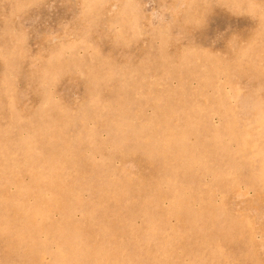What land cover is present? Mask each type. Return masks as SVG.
I'll use <instances>...</instances> for the list:
<instances>
[{
  "label": "rangeland",
  "instance_id": "rangeland-1",
  "mask_svg": "<svg viewBox=\"0 0 264 264\" xmlns=\"http://www.w3.org/2000/svg\"><path fill=\"white\" fill-rule=\"evenodd\" d=\"M82 2L0 0V264H264V0Z\"/></svg>",
  "mask_w": 264,
  "mask_h": 264
},
{
  "label": "bare ground",
  "instance_id": "bare-ground-1",
  "mask_svg": "<svg viewBox=\"0 0 264 264\" xmlns=\"http://www.w3.org/2000/svg\"><path fill=\"white\" fill-rule=\"evenodd\" d=\"M109 1V0H108ZM83 2H84V0H83ZM83 2H82V5H83ZM94 2V1H93ZM93 2H92V4H93ZM117 2H119V1H117ZM88 3H90V2H88ZM261 3V2H260ZM94 5V4H93ZM86 6H87V4H86ZM123 6V5H122ZM122 6H120V7H122ZM82 7V6H81ZM104 8V7H103ZM110 8V7H109ZM92 9V8H91ZM94 10V9H93ZM101 11V14H103L102 13V10H100ZM105 11H106V9L103 11L104 13H105ZM116 11H118V10H116ZM114 12V11H113ZM117 13V12H116ZM112 14V13H111ZM110 14V15H111ZM121 16H122V13L120 14ZM119 15V16H120ZM114 16H115V14H114ZM113 16V17H114ZM120 16V17H121ZM136 17V16H135ZM141 19V18H140ZM191 19V18H190ZM109 20H110V18H109ZM111 21V20H110ZM120 26V28H121V25H119ZM123 29V28H122ZM124 31V30H123ZM138 31V30H137ZM118 35L119 34H121V32L120 33H117ZM115 35V34H114ZM122 35V34H121ZM128 36H130V34L128 35ZM141 38V37H140ZM137 42V41H136ZM170 44V43H169ZM174 44V43H173ZM133 45H134V43H133ZM136 45V44H135ZM173 46V45H172ZM171 46V47H172ZM196 51V50H195ZM4 52V51H3ZM170 52V51H169ZM235 52V51H234ZM164 53V52H163ZM175 54V53H174ZM165 55H167V52L165 53ZM171 55V54H170ZM180 57V56H179ZM182 57H184L183 55H182ZM171 59H174V57H172ZM132 62V61H131ZM171 62H173V61H171ZM128 63V62H127ZM130 63V62H129ZM119 64H121V63H119ZM131 64V63H130ZM175 64H178V62H176V60H175ZM174 64V65H175ZM173 65V66H174ZM130 66V65H129ZM131 66H134V63H133V65H131ZM220 67V66H219ZM130 68V67H129ZM214 68V67H213ZM108 71V70H107ZM136 71H138V70H135V72ZM215 71L217 72V70H216V67H215ZM106 72V71H105ZM109 72V71H108ZM125 72H127L126 70H125ZM126 74V73H125ZM137 74V73H136ZM216 84V83H215ZM124 91L126 90V89H123ZM124 91H122V92H124ZM37 101V100H36ZM38 102V101H37ZM40 102V101H39ZM131 102H133V101H131ZM3 104V103H2ZM10 104H11V102H10ZM134 103H132V105H133ZM11 111H12V109H10ZM261 110V109H260ZM127 111V110H126ZM254 111V110H253ZM7 112H10V111H7ZM17 112V111H16ZM31 112H33V111H31ZM6 115H7V117L9 118V117H14V116H12L10 113H5ZM17 114V113H16ZM19 114L20 115H22L21 114V112H19ZM26 114V113H25ZM255 114V113H254ZM19 115V116H20ZM38 115V114H37ZM19 116H16L17 118L19 117ZM12 118H11V120H12ZM35 118V117H34ZM34 118H32V120L34 119ZM16 122H17V120H15ZM25 127V126H24ZM167 128V127H166ZM24 129V128H23ZM219 135V134H218ZM30 140V139H29ZM172 140V139H171ZM31 141V140H30ZM49 142H50V140H48ZM48 143V142H47ZM47 143H46V145H47ZM51 143V142H50ZM126 143V142H125ZM45 144V143H44ZM173 145V144H172ZM252 145V144H251ZM169 146V145H168ZM249 147V146H248ZM50 148H51V146H50ZM124 148V147H123ZM52 149V148H51ZM125 149V148H124ZM136 149V148H135ZM46 150V152H48L47 151V149H45ZM126 150V149H125ZM132 150V149H131ZM144 152V151H143ZM218 152V151H217ZM249 152V151H248ZM38 154V153H37ZM40 154V153H39ZM51 154V153H50ZM31 155V154H30ZM30 155H28V156H30ZM40 156V155H39ZM39 156H38V158H39ZM49 156V155H48ZM36 157V156H35ZM46 158H47V155L45 156ZM50 157V156H49ZM22 158H24V157H22ZM33 158V157H32ZM37 158V157H36ZM143 159V158H142ZM31 160V159H30ZM34 160V159H33ZM43 160V159H42ZM22 161H23V159H22ZM45 161V160H44ZM48 161V160H47ZM142 161H144V160H142ZM42 162V161H41ZM176 162V161H175ZM36 163V162H35ZM34 164V163H33ZM45 164H46V162H45ZM38 165V164H37ZM33 166V165H32ZM45 166V165H44ZM23 168V167H22ZM41 168H42V166H41ZM92 174V173H91ZM154 174H156V172L154 173ZM146 176V175H145ZM19 177V176H18ZM172 177V176H171ZM30 178V177H29ZM155 182V181H154ZM15 183V182H14ZM118 188V187H117ZM170 190V189H169ZM7 192V191H6ZM169 193H170V191H169ZM2 194V193H1ZM32 198V197H31ZM23 199V198H22ZM33 199V198H32ZM12 200V199H11ZM27 200V199H26ZM39 201V200H38ZM24 203H26V202H24ZM38 203V202H37ZM32 205V204H31ZM182 205V204H181ZM187 206V205H186ZM13 208V207H12ZM172 215V214H171ZM175 215V214H174ZM188 217V216H187ZM9 218V217H8ZM14 218V217H13ZM12 219V218H11ZM240 219V218H239ZM186 220V219H185ZM188 223V222H187ZM65 228V227H64ZM151 228V227H150ZM185 228V227H184ZM62 229H60V231H61ZM182 230V229H181ZM28 231V230H27ZM64 231V230H63ZM20 232V231H19ZM180 232V231H179ZM21 236V235H20ZM31 237H32V235H31ZM21 240V239H20ZM33 240V239H32ZM31 240V241H32ZM35 240V239H34ZM19 241V240H18ZM20 242V241H19ZM33 242V241H32ZM15 243V242H14ZM35 243V242H34ZM18 244V243H17ZM20 244H22V243H20ZM20 244H18V245H20ZM28 244V243H27ZM1 245V244H0ZM14 245V244H13ZM114 248V247H113ZM218 248V247H217ZM2 249H3V246H2ZM19 250H20V248H19ZM29 250V249H28ZM116 250V249H115ZM114 250V251H115ZM68 251V250H67ZM66 251V252H67ZM115 254V253H114ZM71 258V257H70ZM73 258V257H72ZM66 259H64V261H65ZM168 260V259H167ZM95 261V260H94ZM99 261V260H98ZM173 261V260H172ZM195 261V260H194ZM173 263V262H172ZM60 264V263H59ZM135 264V263H134Z\"/></svg>",
  "mask_w": 264,
  "mask_h": 264
}]
</instances>
